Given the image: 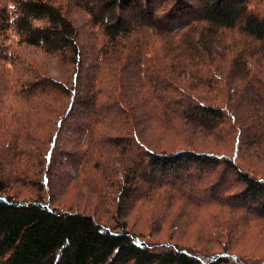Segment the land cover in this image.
<instances>
[{
  "label": "trees",
  "instance_id": "obj_1",
  "mask_svg": "<svg viewBox=\"0 0 264 264\" xmlns=\"http://www.w3.org/2000/svg\"><path fill=\"white\" fill-rule=\"evenodd\" d=\"M66 1L0 0V264H264V0Z\"/></svg>",
  "mask_w": 264,
  "mask_h": 264
},
{
  "label": "rangeland",
  "instance_id": "obj_2",
  "mask_svg": "<svg viewBox=\"0 0 264 264\" xmlns=\"http://www.w3.org/2000/svg\"><path fill=\"white\" fill-rule=\"evenodd\" d=\"M51 1L60 3L61 6L63 7L62 10H64L66 14L68 15V17L72 19L71 22H73L75 26H78L81 32L83 31L86 21H88V16L87 14H85L84 11H82L81 9H78V7H76L72 3L68 4L66 0H51ZM262 9L264 11V2L262 3ZM159 11L160 9L157 10L158 14L160 13ZM6 43H10L11 48L14 49V51H19L21 49L20 48L21 46L20 47L16 46L14 39H9V41H7ZM25 51L27 53L28 58L35 60L39 63H42L43 66L48 69L49 76H52L56 79L58 78L59 80L63 78L69 81V79L70 80L72 79V73L74 72V69H71L70 65L68 66L64 65L60 67V65H58V62L56 60L57 58L55 56H48L43 51L35 49L33 47H30V48L27 47ZM258 168L264 172V165H258ZM202 214H203L202 212L197 214L198 216L195 218V220H193L194 222L193 226L184 225L182 228L180 227L176 228L174 231L169 230L170 228H168L167 226H164V228H161L162 230L156 231L153 237H150L147 235L146 238H148L149 240L151 239L160 240V241L165 240L168 243L169 234L171 235L174 234L175 239L177 241H180L181 243L186 244V245L194 246L193 240L196 239L197 234L198 235L200 234L199 230L197 229V226H203L200 223L196 224V222H201L203 220L204 216ZM229 218H230L229 214L224 213V216L222 219L228 220ZM170 220L173 221L174 220L173 217H171ZM244 221H245V218L241 217V214H238V213H235L232 221H230L232 226L233 224H235L233 234L239 237L235 239L236 245H235L234 253H238L239 251L242 250V251L252 252V253H245V254H248V255L254 254L256 255V257H259L264 252V223L260 220L259 221L261 223L260 222L254 223V221H251V225H249L251 227L244 228L243 226H241L243 225ZM210 224H211L210 222L206 221V226H210ZM197 241H199L202 248L211 249L212 247L211 243H206L205 240L199 239ZM224 241L225 239L222 240V242Z\"/></svg>",
  "mask_w": 264,
  "mask_h": 264
}]
</instances>
